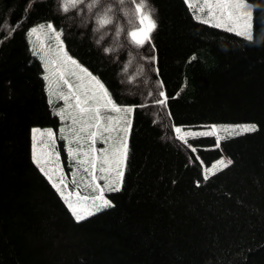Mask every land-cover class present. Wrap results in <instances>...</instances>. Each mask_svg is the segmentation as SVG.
<instances>
[{"label":"trees","instance_id":"16d2710c","mask_svg":"<svg viewBox=\"0 0 264 264\" xmlns=\"http://www.w3.org/2000/svg\"><path fill=\"white\" fill-rule=\"evenodd\" d=\"M247 1L251 40L202 23L186 0H144L156 27L137 48L130 0H0V264H264V0ZM105 5L115 23L96 30ZM42 23L63 29L66 52L113 102L134 107L120 190L79 222L33 158V128L60 124L28 37ZM243 123L257 130L220 143L175 133ZM224 156L232 164L205 180Z\"/></svg>","mask_w":264,"mask_h":264},{"label":"rangeland","instance_id":"374dc122","mask_svg":"<svg viewBox=\"0 0 264 264\" xmlns=\"http://www.w3.org/2000/svg\"><path fill=\"white\" fill-rule=\"evenodd\" d=\"M211 2H214V0H211ZM188 4L198 20L201 21L202 18H207V16L205 15V11L202 10L204 0H188ZM247 10L251 13V16L247 20V22H245L244 20H240L238 22L235 20L229 21L226 16L220 17L217 15L213 17L207 24L214 26L216 23H222L224 26L219 27L221 29L228 30V28H232L234 30H232L231 32L236 34L241 31H246L248 35H251L253 37V4L249 1H247ZM72 23L77 25L80 29H86L87 18H79ZM49 24L51 23H42L34 26L29 30L28 37L33 53L38 56L42 62L44 69L43 75L44 78L47 77L45 81L49 101H51L50 103L55 115L59 117L60 124L58 128H33L41 130L40 132H37L35 134L32 131L33 158L35 155L40 159L41 165L44 167L45 171H47L49 175L52 176L51 182L53 184L58 183V178L63 175L64 184L60 185V188L64 193V196L69 197L70 202L77 206L78 211L81 214H86L88 211L96 213L98 211L93 206V199L97 195H103L104 198L110 201L106 193L110 192L111 190H109L106 181L104 179H101L100 177L107 175L109 181H116L117 183H120V187L122 182L116 175L115 171H112L110 173L97 171V180L94 183L91 179V176L84 171L85 168L89 167V164L85 163L81 165L78 162L80 160H86L87 158L83 155H77L74 158L72 152L69 151L70 147L74 150L77 149V145L74 142V136L70 132V128H76L78 130L80 127L79 124L71 125L69 117L76 116L77 119H79L80 117L79 110L75 107L74 102L71 99L68 101V104L72 106L66 107L65 101L60 98L61 95H69L67 88L62 84L61 74L63 75V78L68 79L74 84L75 93L77 95H80L82 99L85 98L84 94L88 93L90 95H94L99 101L98 106L100 107L101 115L105 117V125H107L109 131L103 132L102 125V135L98 134L94 144L91 145V148H94L97 152L100 153L96 160L97 168H100L102 166L104 156L107 155L111 167L115 169L117 166V161H119V166L124 173L128 151V137L131 131L133 112L130 114H125L123 112L117 113L111 111V105H106L103 98V91L97 86L95 81H99V83L104 86V89H106L105 85L97 76L92 74L88 69L82 66L77 60L72 58L66 52L63 33L57 35L60 30H57L51 24L53 28L57 30L56 33L52 32L51 29L47 27V25ZM145 26H147V22L145 23ZM33 29H36L35 32L32 31ZM241 36L247 38V35ZM93 39L95 40L96 45H98L99 40L102 39L101 33L96 32L93 35ZM73 60L76 61L75 64L72 63ZM81 69H85L86 72H82ZM88 74H90V76ZM92 77H94L95 80H93ZM116 105L118 107H133L130 105ZM92 106L96 107L97 105L93 104ZM58 113H63V118L61 117V115H58ZM109 116L111 117L110 121L108 119ZM129 120L131 122L130 127L128 124ZM246 125L255 124H212L198 128L179 127L182 129V132L180 134H177L175 131V133L178 138L179 135L187 134V143H189L190 139L200 136H213L220 143V141L225 137L245 133L243 132V126ZM47 130H52L54 132L55 135L53 138L49 139L46 135H42V133H46ZM209 130H212L211 134H208ZM61 137H67V139H63ZM104 141L107 142L105 143ZM124 144H126V155L124 151ZM104 150L107 151L104 152ZM80 151L89 152L90 155H92L90 146L86 142L83 143V148L80 149ZM64 152L67 157V162L64 161L63 158ZM113 153H118V155L113 158ZM221 159H223L225 162L229 160V158L226 156L222 157ZM221 159L214 162L211 166L205 167L204 173L212 168H215V172L221 170L223 166L218 164ZM73 180L75 181V183H72ZM97 185L104 188L103 193L99 192ZM69 194L71 195L69 196ZM92 194L95 195L91 196ZM96 203H99V201H97Z\"/></svg>","mask_w":264,"mask_h":264},{"label":"snow or ice","instance_id":"6c2138e0","mask_svg":"<svg viewBox=\"0 0 264 264\" xmlns=\"http://www.w3.org/2000/svg\"><path fill=\"white\" fill-rule=\"evenodd\" d=\"M71 5L73 8L77 7L80 3H83V0H70ZM129 0H119L120 5H124ZM188 2V0H186ZM102 3V0H91L89 3V8H97L100 7ZM130 3L134 7V12L130 14L129 23L132 25V30L127 33L129 41L135 45L137 48H141L144 46L146 42L151 41V32L155 29L156 24L155 21L152 19L151 16V10L145 11L146 4L144 0H130ZM199 7V6H198ZM63 10L65 12L69 11L68 4L65 3L63 5ZM205 11V15L207 18H202V23H209L210 20L215 16L224 17L226 16L229 21L235 20L240 21L244 20L247 22V20L250 18L251 13L247 10V0H214V2H211V0H204L203 9ZM147 22V26H145V23ZM96 25H98V28L96 30H99L101 28H107L109 25H112L115 23V16H114V10L111 6L105 5L101 11L97 14V17L95 19ZM214 26L221 27L224 26L222 23H216ZM2 27V25H0ZM43 27V26H41ZM49 29H51L52 32L56 33L57 30L53 28L51 24L47 25ZM36 29H33L32 31L35 32ZM229 31H232L234 29L228 28ZM123 29L120 27H117V32H122ZM63 32V29H60V32L57 33V35L61 34ZM239 35H247L248 39H252L251 35H248L246 31H241L238 33ZM7 36V33H5ZM110 48H106L105 52H110ZM73 64L76 63V61H72ZM82 72H86L85 69H81ZM90 76V74H88ZM47 79V77H45ZM62 84L64 87L67 88L69 95L64 96L61 95V99L65 101L66 107H71L72 105L68 104V101L71 99L74 102L75 107L79 110V119H77L76 116H70L69 120L71 125H77L79 124L80 127L77 130L76 128H70V132L74 136V142L77 145V149L69 148V151L72 152L73 157L75 158L77 155H83L86 157V160H80L78 161L81 165L87 163L89 164L88 168H85L84 171L88 173L91 176L92 181L95 183L97 180L96 172H112L115 171L116 175L120 178L122 182L123 177V171L119 166V161H117V166L115 169L111 167V164L109 162V158L107 155L104 156L103 164L100 168H97V157L100 155L99 152H97L94 148H91V145L94 144L97 135L101 134V128L103 125V132H108L109 129L107 125H105V117L101 115L100 107L98 106L99 101L94 95H90L88 93H85V98L82 99L80 95H77L74 91V84L70 82L68 79L63 78V75L61 74ZM93 80H95L94 77H92ZM97 86L103 91V98L105 100L106 105H111V111L120 113L123 112L125 114H130L134 111L133 107H118L115 102L111 100V97L108 95L107 90L104 89V86L99 83V81H95ZM161 96L164 95L163 92L160 93ZM51 102V101H50ZM160 104H165L166 100H160L158 101ZM96 104V107H93L92 105ZM91 114V115H89ZM58 115H61L63 118V113H58ZM109 121L111 120V117H108ZM130 120L128 121L129 127H130ZM257 128L255 125H246L243 126V132H254ZM33 133L40 132L39 129H33ZM175 131L177 134H180L182 132V129L177 127L175 128ZM212 130H209L208 134H211ZM84 134V135H81ZM42 135H46L49 139L54 137V132L52 130H47L46 133H42ZM187 135V134H186ZM186 135H179V139L181 141H184L187 143ZM63 139H67V137H61ZM86 142L90 146V151L92 155H90L89 152H82L80 149L83 148V143ZM105 143L107 141H104ZM107 150H104L106 152ZM124 151L126 155V144H124ZM193 152H196V148H192ZM118 155V153H113V158H115ZM34 162L37 164V166L40 168V171L51 181L52 176L49 175L47 171H45L44 167L41 165V161L39 158H37L34 155ZM219 165H222L221 171L223 168H227L232 164V161L229 159L227 162H225L223 159H221L218 162ZM107 166V167H105ZM215 174V168L209 169L204 176V179H209L210 175ZM101 179H104L106 181V184L111 191H119L120 190V183H117L116 181H109L108 176H102ZM58 183L54 184V187L57 188V191L61 193V196L66 200L67 206L69 209L72 210L73 215L77 222L86 219V216L93 215L94 213L92 211H88L86 214H81L78 211V208L76 205H74L72 202H70L69 197H65L64 193L62 192L60 185L64 184V177L61 175L58 178ZM72 183H75L73 180ZM99 192L103 193L104 188L97 185ZM71 194H69L70 196ZM79 195V194H77ZM86 199V198H85ZM99 201V203H96ZM93 206L97 211L105 208V207H111L110 201H108L106 198L103 197V195H97L93 199Z\"/></svg>","mask_w":264,"mask_h":264}]
</instances>
